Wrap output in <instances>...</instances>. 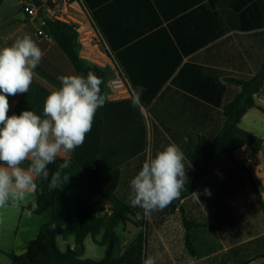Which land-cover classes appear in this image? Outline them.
I'll list each match as a JSON object with an SVG mask.
<instances>
[{
  "label": "crops",
  "instance_id": "obj_1",
  "mask_svg": "<svg viewBox=\"0 0 264 264\" xmlns=\"http://www.w3.org/2000/svg\"><path fill=\"white\" fill-rule=\"evenodd\" d=\"M47 1L49 0L41 2ZM240 1L220 4L217 8L220 14L208 21L210 22L208 29L200 16L197 15L189 20L186 17L187 13H181V9L188 5V0H121L117 7L107 1L95 9L104 23L113 22L114 12L116 13V22L119 23L118 43L119 46H123L119 52L122 53L128 68L149 82L146 88H156L161 85V79L173 70L150 105L144 107L140 104L138 109L149 123V127L146 128L147 136L149 132L151 140L149 156H155L158 151L175 143L184 153V164L186 168L188 167L187 176L189 166H192L191 153L197 144V139L192 134L193 128L201 136L211 137L218 134L224 122V106L242 90L241 86L227 82V78L248 80L257 75L264 65V0H254L261 11L262 26L249 32L240 29L242 19L239 12L234 11V6L241 5ZM24 3L35 5L31 0H0V49L10 46L17 38L27 34L44 55L40 64L34 69L36 75L28 92L8 97L10 105L8 115H19L24 110H30L43 118V107L47 96L61 87L58 77L83 75L86 78V76L76 72L48 33L47 26L41 25L44 13L41 12L39 16L30 19L23 12ZM78 4L83 10L86 9V14L76 13V16L83 21V26L79 27L77 32L81 34L93 29L98 39L94 56L102 60L104 68L112 73L110 80L122 75L131 88L130 94L118 98L115 97L108 82L104 87L108 99L133 100V87L123 67L120 65L118 67L108 44L95 26L84 0ZM221 28L228 29L215 41L188 53L186 49L189 38L197 40L205 35L210 36L213 35V31L218 32ZM39 31H43L44 35L39 36ZM128 40H132L131 43H127ZM103 45L109 49L113 61L104 57ZM187 64L203 66L217 72L224 89L218 90L214 97L221 101L222 105L209 104L204 98V86L201 81L190 80L186 76L177 78L181 69ZM189 88L193 91H189ZM254 99L256 106L247 111L232 134L233 144L237 146L233 151L235 154L233 160L243 159L245 162L242 163L251 169L260 185L264 202V133H257L259 128L255 122L259 118L258 113L264 114V88L254 95ZM102 119L101 107L95 114L92 129L86 134L84 143L70 152H61L56 157L71 159L72 162H67L57 175V186L61 192L52 210L40 215L31 212L29 215L27 205L33 200L35 193L29 194L18 207L10 205L0 209V262H2L0 264L11 263L9 254H25L29 243L38 237L40 228L45 223L53 218L64 222L67 213L77 214L86 210L91 204H95L96 213L101 216L110 215L115 211L122 213L127 221L121 224H125L126 227L129 225L141 229L144 225V259L152 256L153 248L157 247L156 243L162 248L163 258L162 260L157 258L155 264H264L262 257L264 211L259 204L255 202L262 211L257 221L249 220L240 225L228 221L230 218L226 217V210L230 206H221L218 198L211 200L213 194L207 198V194L199 191L200 184L210 177L214 165L225 164L232 160L227 156L219 157L208 173L197 182L194 193L198 194V199L192 194L184 199H175L163 209L164 215L166 214L163 222V238L157 239L156 242L151 240L148 237L151 216L147 219L143 218V209L135 208L124 200V198L129 199L131 195L129 191L122 193L123 198L119 195L125 170L143 164L147 159L141 160V157L148 153V142L146 141L145 151L122 164L117 173L97 176L94 179L92 172L97 168L100 160ZM29 163L26 161L22 167L27 168ZM204 208L207 209L211 219L209 217L199 219L195 218L196 216L192 218L193 213L197 214L198 210L202 212ZM181 210L188 220L205 224L191 230L194 254H191L186 244V228ZM178 212L181 222L173 225L172 216ZM138 215L142 217L138 219ZM100 235H104L103 232ZM59 238L63 239L58 237V245ZM96 238L93 239L97 243ZM68 239L65 241L68 242ZM117 249L121 253L119 256L124 254L121 236L115 254Z\"/></svg>",
  "mask_w": 264,
  "mask_h": 264
},
{
  "label": "trees",
  "instance_id": "obj_2",
  "mask_svg": "<svg viewBox=\"0 0 264 264\" xmlns=\"http://www.w3.org/2000/svg\"><path fill=\"white\" fill-rule=\"evenodd\" d=\"M41 1L31 0L37 6L40 5ZM107 1H110L111 5L116 7L118 6V2H121V0H84V3L91 14L95 26L113 53L118 67L119 65L123 67L122 69L131 82L133 89L139 85L144 87L145 91L140 96V104L148 107L160 91L161 85L172 75L173 70L161 79V85L156 88H146L149 82H146V80L137 76L136 72L130 70L122 58V53L119 52V49H122L123 46H119L118 43L119 23L116 22V13L114 12L113 17L115 18H113V22L104 23L100 20L99 12L95 10L100 4ZM227 1L234 2L236 0H188V5L181 9V13H187L186 17L189 20L197 15L200 16L204 20L205 27L208 29L210 28V22L208 21L213 20V18L220 14L217 10L218 6L220 7V4ZM240 3V6H234V11L239 12L242 19L240 29L245 32L260 29L262 22L258 4L254 0H241ZM46 28L56 45L66 55L78 74L83 73L87 77L88 71H92L103 80L100 88L101 93L105 96V105L102 107L100 160L97 168L92 172V177L95 179L97 176L115 174L122 164L145 151L147 145L145 119L141 115L138 106L133 107V100L111 101L108 99L104 87L111 79L112 73L108 69L91 64L80 58L79 33L72 26L59 21L48 20ZM227 29L221 28L218 32L213 31V35H205L197 40L189 38L186 50L190 53L205 47L218 39L220 35H223ZM130 41L132 40H128L127 43H131ZM216 73V71L203 66L187 64L181 69L180 75L177 78L186 76L190 80L201 81L204 86V98L210 105L220 106L222 102L218 101L214 97V94L218 90H223L224 86L221 84L219 76ZM226 81L241 86L242 90L231 102L224 106V122L218 134L211 137L201 136L193 128L192 134L196 137L197 144L191 153L192 166L189 167L188 182L185 183L184 189L177 199H184L192 195L197 189V182L208 173L212 164L219 157L227 156L232 160L235 158L233 151L237 146L233 144L232 134L247 111L256 106L254 95L264 88V65L257 75L248 80L230 77ZM189 91H193L192 88H189ZM67 162L72 161L67 158H56L54 163L47 166L49 172L48 179H36L37 191L33 200L38 204V208L32 211L31 203L33 200H31L27 205V209L30 212L40 215L54 208L61 190L58 186L50 189L49 184L52 181L53 175L57 176ZM234 162L246 174L253 196L264 211L260 185L253 172L242 162L238 160H234ZM109 190L112 191L110 188ZM94 207L95 204H91L86 210L77 214L67 213L64 222L53 218L48 223L42 225L38 237L29 243L25 254H9L10 264H142L145 242L143 236L140 235L137 241L126 249L123 255L116 257L115 250L119 242L116 228L119 224L125 223L127 218L117 211L110 215L105 214L101 216L96 213ZM181 211L183 213V224L186 228V244L191 254H194V248L191 243V230L205 226V224L188 220L184 215V211ZM101 232L104 234L101 244L106 247L104 258L101 260L83 258L85 240L89 236L95 239ZM71 236L75 238V247H68L66 251H62L58 245V237L67 240ZM262 257L264 258V255Z\"/></svg>",
  "mask_w": 264,
  "mask_h": 264
},
{
  "label": "clouds",
  "instance_id": "obj_3",
  "mask_svg": "<svg viewBox=\"0 0 264 264\" xmlns=\"http://www.w3.org/2000/svg\"><path fill=\"white\" fill-rule=\"evenodd\" d=\"M43 55L27 34L0 49V209L18 207L35 193L36 179H48L47 166L61 152H70L84 143L97 110L105 105L100 88L103 80L88 71L86 78L58 77L61 87L47 96L43 118L30 110L9 116L8 97L28 92ZM144 91L142 85L133 89V107L140 105ZM184 160V153L175 143L145 160L130 182L129 196L131 206L143 209V218L162 211L180 197L188 182ZM26 161L29 166L22 167ZM56 186L57 176L53 175L49 188ZM205 192L211 194L207 189ZM193 194L198 199V194ZM31 207L32 211L38 208L35 200ZM142 264H155V260L148 256Z\"/></svg>",
  "mask_w": 264,
  "mask_h": 264
},
{
  "label": "rangeland",
  "instance_id": "obj_4",
  "mask_svg": "<svg viewBox=\"0 0 264 264\" xmlns=\"http://www.w3.org/2000/svg\"><path fill=\"white\" fill-rule=\"evenodd\" d=\"M259 118L255 120L257 124V128L259 131L257 133H264V114L258 113ZM146 128L149 127L148 120H145ZM212 131H214L212 126ZM148 136L146 141L148 142V153L141 157V160L148 158L151 151L149 150L151 147L150 133L148 132ZM242 160V161H241ZM227 161L225 164L220 163V165H214L212 170L210 171V177L207 178L204 182L200 184L199 191L202 194H207L205 189L209 190L212 195L211 200L214 201L218 198L221 206H230L227 210V216L230 219L228 221L235 222L236 224H244L249 220L257 221V217L261 216V209L255 204V200L253 197L252 188L248 181L246 174L241 168L234 162ZM241 162H245L243 159H240ZM143 164L138 166L129 167L125 170L123 176L122 189L119 191V195L123 198L122 193L125 191H129L131 194L130 182L138 174V171L142 168ZM126 195V194H125ZM210 195L207 194V198ZM129 203V199H125ZM234 201V202H232ZM224 207V208H225ZM138 208V207H135ZM166 215V214H165ZM164 211H155L151 214L150 223L148 225V237L151 240H160L163 238V222L165 221ZM196 216V217H195ZM133 218L132 215H130ZM142 217V216H141ZM191 217V216H190ZM202 219L203 217H209L211 219L207 209H203L202 212L200 210L197 211V214L193 213L192 218ZM145 223L144 220H142ZM181 222L180 213L173 214L172 216V224L178 225ZM258 223V222H257ZM129 226V225H128ZM126 227L125 224H121L117 227L116 232L119 236H121V245L124 251L128 249L133 243L137 241L140 235L145 238V226L142 225L141 229H135L132 226ZM139 226V225H138ZM97 243L94 241L93 237L89 236L85 241V251L83 258H89L94 260H101L104 258L106 253V247L102 246L100 243L103 242V235H99L97 238ZM59 245L62 251H66L68 247L75 246V238L71 236L68 239V242L59 238ZM157 247L153 248L152 256L154 260H162V248L159 244ZM156 251V253H155ZM121 253L119 249L116 251V256H119ZM2 263V262H0Z\"/></svg>",
  "mask_w": 264,
  "mask_h": 264
},
{
  "label": "built area",
  "instance_id": "obj_5",
  "mask_svg": "<svg viewBox=\"0 0 264 264\" xmlns=\"http://www.w3.org/2000/svg\"><path fill=\"white\" fill-rule=\"evenodd\" d=\"M81 1L82 0H49L47 2H41L38 6L24 3L22 9L30 19L39 16L40 13L43 12L44 15L41 19V25L44 27L47 26L48 20H52L65 23L72 26L76 31H79V27L83 26V21L76 16V13L83 14L84 12L86 14V9L84 8L85 10H83L78 4ZM38 35H44L43 31H39ZM78 42L80 44V57L91 64L104 68L102 60L94 56L98 39L93 29L81 33ZM102 48L104 49V57L113 61V56L109 49L104 45ZM109 86L115 97L119 98L130 94L131 88L126 78L122 75H118L116 78L110 80Z\"/></svg>",
  "mask_w": 264,
  "mask_h": 264
}]
</instances>
